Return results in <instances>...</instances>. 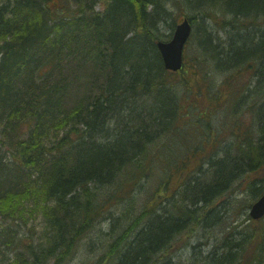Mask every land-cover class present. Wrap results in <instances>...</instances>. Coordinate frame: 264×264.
<instances>
[{
	"label": "trees",
	"instance_id": "trees-1",
	"mask_svg": "<svg viewBox=\"0 0 264 264\" xmlns=\"http://www.w3.org/2000/svg\"><path fill=\"white\" fill-rule=\"evenodd\" d=\"M263 191L264 0H0V264H264Z\"/></svg>",
	"mask_w": 264,
	"mask_h": 264
},
{
	"label": "water",
	"instance_id": "water-1",
	"mask_svg": "<svg viewBox=\"0 0 264 264\" xmlns=\"http://www.w3.org/2000/svg\"><path fill=\"white\" fill-rule=\"evenodd\" d=\"M191 27L186 18L176 24L171 40L165 44H159L158 48L165 70L176 72L182 67L183 47L190 36ZM249 215L252 219H259L264 215V192L262 196L251 206Z\"/></svg>",
	"mask_w": 264,
	"mask_h": 264
},
{
	"label": "rangeland",
	"instance_id": "rangeland-1",
	"mask_svg": "<svg viewBox=\"0 0 264 264\" xmlns=\"http://www.w3.org/2000/svg\"><path fill=\"white\" fill-rule=\"evenodd\" d=\"M96 10L97 11H101V7L100 6H98L97 8H96ZM169 24H170V22H167V24H161L160 26H159V30L163 33V34H168L169 32H170V27H169ZM171 25V24H170ZM212 26H215V25H212ZM214 29V31H213V34L214 35H216L218 38H219V40L222 42L223 40H224V34L222 33V31L219 29V27H214L213 28ZM173 30H174V28H173ZM197 40H198V38L196 37V36H194V37H191L190 38V41H189V43H188V49L189 48H195L196 47V45H197ZM186 51V50H185ZM192 52H194V51H192ZM184 57H185V55H184ZM135 113H137L136 111L132 114V115H134ZM125 117H127L128 118V116L127 115H125V114H123ZM112 128H114V126H112ZM243 182H245V179H243ZM242 182V183H243ZM244 186V183L241 185V189L242 188H244L243 187ZM245 196H247L246 195V193H242L241 191H239V190H236V192H234V195H232V197H233V199L235 200V199H244V197ZM248 212H249V209H245V210H243L242 211V213H243V218L245 217L246 218V215H247V217L249 218V216H248ZM232 213H233V211H232ZM234 214V213H233ZM235 215V214H234ZM244 218V219H245ZM242 221V220H241ZM236 224L237 223H233L232 225H231V227H235L236 226ZM199 235H202V232H200L199 233ZM91 245V248H92V250L93 249H95V250H98L99 249V247H100V245H99V243L97 242V241H90L89 243H87V244H85V246L83 247V246H81V247H79L78 249H77V254H76V256H74L73 258H71V260L69 259V261L66 263V264H87L90 260H91V253H90V251L91 250H89V246ZM96 254V252H94V255Z\"/></svg>",
	"mask_w": 264,
	"mask_h": 264
},
{
	"label": "bare ground",
	"instance_id": "bare-ground-1",
	"mask_svg": "<svg viewBox=\"0 0 264 264\" xmlns=\"http://www.w3.org/2000/svg\"><path fill=\"white\" fill-rule=\"evenodd\" d=\"M213 28H214L213 26L209 27V30L212 32L211 35H213V31H214ZM173 33H174L173 25L170 27V32L168 34H163L159 30V34L156 35L157 39H155V41H154L155 49H156L157 53L159 54V57H160V60H161V64H162V67H163L164 70H165V67H164L163 61H162L161 56H160V51H159L158 45L159 44H165V43L169 42L171 40L172 36H173ZM197 42H199V40ZM196 47H198V43H197ZM129 100H130L129 96H125V97H121L120 96L119 98L116 99V101L114 102V105L121 112L122 111L125 112V110H129V109L133 110L132 108L127 107L128 103H129ZM111 136H113V135H111ZM243 173H244V171H241V172L237 173V180H239L240 176ZM229 184H233V183H229ZM235 184H233V186L231 187L229 192H231L233 190V187H234ZM144 190H146V189H144ZM242 216H243V213L241 212L238 215V220H243L245 218V217L243 218ZM216 229H219V226H216V227L212 228V230H216ZM193 238H194V243L196 244L198 242L197 240L199 239L198 235H195ZM188 254L189 253H183L182 257H181V254H179V257H180V259H185ZM195 256L200 259V254L198 253V251H196Z\"/></svg>",
	"mask_w": 264,
	"mask_h": 264
}]
</instances>
